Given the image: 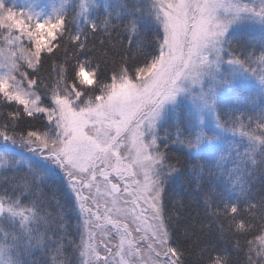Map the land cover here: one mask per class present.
I'll return each mask as SVG.
<instances>
[{
  "label": "snow or ice",
  "instance_id": "1",
  "mask_svg": "<svg viewBox=\"0 0 264 264\" xmlns=\"http://www.w3.org/2000/svg\"><path fill=\"white\" fill-rule=\"evenodd\" d=\"M36 251L264 264V0H0V264Z\"/></svg>",
  "mask_w": 264,
  "mask_h": 264
},
{
  "label": "trees",
  "instance_id": "2",
  "mask_svg": "<svg viewBox=\"0 0 264 264\" xmlns=\"http://www.w3.org/2000/svg\"><path fill=\"white\" fill-rule=\"evenodd\" d=\"M53 76H54V73H53ZM253 101H254L253 99H249L244 104L241 105V112L245 117H247L249 115V113H258L259 112L260 106H258V105L256 106L253 103ZM244 123L247 124V119H245ZM253 128H255V124H253ZM236 147H238L240 153L243 154V152L245 150L244 146L242 144H237ZM233 155H235V154L233 153ZM234 167H235V165L232 163L231 160L227 161L225 164V169H231ZM225 180H227V176L220 177L219 174H217V178L215 180L211 181L210 183L217 185L218 186L217 190L219 192H223ZM205 181L206 182L208 181L207 174H205ZM181 183H183V178L179 182H176V183L170 185V187H169V196L174 198L172 203H175L176 199L184 200L185 198H189V202L191 203V200L189 197L188 185H185L184 189H181V187H180ZM260 186H261V181L259 178V174L257 173L256 176L252 177L253 192L254 193L258 192L260 189ZM217 203H219V200L217 201ZM170 207H171V204H170ZM193 207H199L201 214H203L204 208H203V200L202 199L199 201V205H193ZM211 210H213V209H210V211ZM217 243H219L220 245L223 246L227 243V241H225L223 238H220L217 240ZM189 259L190 260L196 259V257H189Z\"/></svg>",
  "mask_w": 264,
  "mask_h": 264
},
{
  "label": "rangeland",
  "instance_id": "3",
  "mask_svg": "<svg viewBox=\"0 0 264 264\" xmlns=\"http://www.w3.org/2000/svg\"><path fill=\"white\" fill-rule=\"evenodd\" d=\"M15 3L17 4H23L25 2V0H14ZM105 0H101V3H104ZM110 2L112 3H115L116 0H110ZM250 99H253L255 101V105L257 106H260L261 105V101L260 99L258 98V96L256 95V92L255 91H252L251 93L248 94ZM239 137H237L238 139ZM25 155H28L27 153ZM19 159V157H17ZM25 167H27V165H25ZM59 186H60V181H59V178H55L51 181L48 182L47 184V191L49 192V196L51 197V195L53 193H55L56 195V198L57 199H61V202H62V197H61V192L59 191ZM55 203L56 201L53 200L52 201V206L53 208L55 207ZM51 210V209H50ZM66 224L69 226V230L73 233V235H75V227H76V224H77V220L75 218V216H71L69 217L67 220H66ZM77 242H78V237H77ZM70 251L69 250V254H70ZM51 259V256L49 255L48 257H45L43 253L39 252V251H36L33 253V255L31 257H29V259H31L32 261H36L37 264H41V262L44 260V259Z\"/></svg>",
  "mask_w": 264,
  "mask_h": 264
}]
</instances>
